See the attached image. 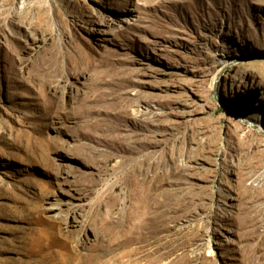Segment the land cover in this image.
<instances>
[{
	"label": "rangeland",
	"instance_id": "1",
	"mask_svg": "<svg viewBox=\"0 0 264 264\" xmlns=\"http://www.w3.org/2000/svg\"><path fill=\"white\" fill-rule=\"evenodd\" d=\"M0 264H264V0H0Z\"/></svg>",
	"mask_w": 264,
	"mask_h": 264
}]
</instances>
